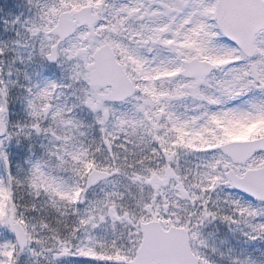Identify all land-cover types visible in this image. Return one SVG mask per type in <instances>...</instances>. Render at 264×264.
Returning a JSON list of instances; mask_svg holds the SVG:
<instances>
[{
  "label": "snow or ice",
  "instance_id": "6c2138e0",
  "mask_svg": "<svg viewBox=\"0 0 264 264\" xmlns=\"http://www.w3.org/2000/svg\"><path fill=\"white\" fill-rule=\"evenodd\" d=\"M0 264H264V0H0Z\"/></svg>",
  "mask_w": 264,
  "mask_h": 264
}]
</instances>
